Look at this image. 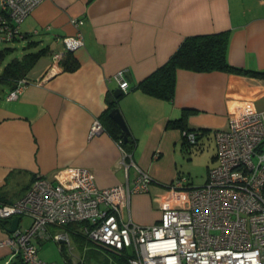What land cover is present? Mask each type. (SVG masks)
Segmentation results:
<instances>
[{"label": "crops", "instance_id": "1", "mask_svg": "<svg viewBox=\"0 0 264 264\" xmlns=\"http://www.w3.org/2000/svg\"><path fill=\"white\" fill-rule=\"evenodd\" d=\"M72 18L84 21V43L66 56L78 63L69 70L62 61L53 64L51 53L61 47L62 37L77 31ZM20 29L22 36L13 42L22 54L45 52L25 75L27 83L17 98L7 100L10 87L0 84V204L16 200L37 175L51 176L69 167L90 169L101 188L126 182L116 140L105 128L89 134L94 119L103 126L101 115L119 87V70L128 87L114 107L135 140L134 161L153 179L149 190L132 194L120 212L123 219L141 225L157 222L166 209L187 206L186 189L165 187L181 175L180 154L191 146H212L209 169L216 163L213 131L227 126L236 104L248 100L264 108V78L245 74L179 68L168 100L139 87L184 38L198 34L227 31L228 62L264 70V0H43ZM180 117L182 126L169 122ZM184 129L197 131L195 144L183 138ZM133 175L130 169V180ZM185 186L198 185L188 176ZM8 226L0 224V240L10 234ZM34 242L41 259L63 261L61 254L41 250L43 241ZM10 256L8 247L0 246V264Z\"/></svg>", "mask_w": 264, "mask_h": 264}, {"label": "built area", "instance_id": "2", "mask_svg": "<svg viewBox=\"0 0 264 264\" xmlns=\"http://www.w3.org/2000/svg\"><path fill=\"white\" fill-rule=\"evenodd\" d=\"M42 1L0 0V43L22 36L21 22ZM71 22L77 31L62 37L61 47L51 53L55 65L84 43L83 19L72 18ZM115 76L126 91L123 71ZM26 83L18 79L5 98H17ZM103 130L94 119L89 134ZM213 135L216 163L208 169L206 181L186 188L188 177L177 175L165 187L186 189L187 206L166 209L149 225L121 216L120 205H129L134 193L147 192L153 179L119 142L125 183L98 187L94 173L86 167L37 175L16 200L0 204V219L30 218L28 226H18L0 240V246L10 250L5 264L15 259L24 264H69L41 259L34 241L53 239L72 255L69 232L64 229L70 223H80V232L91 243L124 253L128 264H264V108L248 100L238 102L228 114L227 126L214 130ZM183 137L195 144L197 131L185 130ZM130 169L134 171L131 180ZM51 226L58 228L51 231ZM76 257L75 264H83Z\"/></svg>", "mask_w": 264, "mask_h": 264}, {"label": "trees", "instance_id": "3", "mask_svg": "<svg viewBox=\"0 0 264 264\" xmlns=\"http://www.w3.org/2000/svg\"><path fill=\"white\" fill-rule=\"evenodd\" d=\"M227 43V31L188 36L183 39L178 48L165 63L155 69L148 77L139 83V87L148 94L162 99H171L175 90L176 71L179 68L203 72L219 70L264 78V70H251L231 65L227 60ZM13 50L14 47L12 46L0 49V60L3 59L5 54ZM44 52L45 49L42 48L36 51H27L20 57L12 58L4 65L0 73V84L7 85L12 89L18 79H25L27 72L34 66L37 59ZM71 53L72 52L65 53L60 60V62L62 61L61 64L64 68L69 70H73L78 66V63L75 60L66 57ZM111 96L112 95H110V97ZM120 97L121 95L118 98ZM118 98H115L112 103H109L107 111L101 115V117L103 116L105 118L103 121V129L105 128L116 142L120 143L126 152L133 153L135 150V140L128 137L125 142L122 141L119 136L120 129L118 125L108 115V111L114 107V103ZM169 122L182 126L184 118L180 117L175 120H170ZM9 223L10 221L8 219H0V224L4 227ZM18 226L20 227L19 224ZM80 226V223H70L64 226V229H66L78 242V247L84 250L86 249V244L90 243V241L83 239V234L80 232ZM51 231H53V229ZM57 246L63 260L67 261L69 264H75L68 254L66 247L64 245ZM88 248L89 247H87L86 250H90ZM86 257L88 258L89 255H86ZM117 257L114 260L117 261L118 264H128L126 256L120 255ZM81 259L83 264H86V260L89 262L88 259L85 260L83 257H81ZM20 264L24 263L20 261Z\"/></svg>", "mask_w": 264, "mask_h": 264}, {"label": "rangeland", "instance_id": "4", "mask_svg": "<svg viewBox=\"0 0 264 264\" xmlns=\"http://www.w3.org/2000/svg\"><path fill=\"white\" fill-rule=\"evenodd\" d=\"M11 44L15 43H0V49H3L7 46H13ZM14 46H16L14 50L5 54L3 59L0 60V73L7 62H9L12 58L18 57L22 54L21 46L16 44ZM199 148L195 149L193 148V146H191V149L185 151V153L180 154L179 162L177 163L178 167L180 168L179 170L181 175H185L186 177L189 176L191 178L192 183L195 185H200L204 183L206 176L208 175L207 160H210V152L212 150V146L210 149ZM29 223L30 218L28 217H23L20 221V225L22 227L29 225ZM57 228L58 227L56 226L50 227L51 230H56ZM69 236L71 240V246L73 247L72 251L74 253L70 255V257L73 261L76 260V256H79L83 257L85 260H89V262L86 260V264H118L117 261H115L114 259L120 255L124 256V253L115 252L103 246L93 244L91 242L86 244V249L87 247H89L88 249L90 250H82V248L78 247V242L72 237L70 233ZM82 237L83 239H86L84 235ZM47 244L49 245V247H46ZM43 245L45 246L41 250L47 251V249H50L52 253L57 254L60 257V252L58 251L57 243L53 239L43 240ZM86 255H89L90 259L89 257L87 258Z\"/></svg>", "mask_w": 264, "mask_h": 264}, {"label": "water", "instance_id": "5", "mask_svg": "<svg viewBox=\"0 0 264 264\" xmlns=\"http://www.w3.org/2000/svg\"><path fill=\"white\" fill-rule=\"evenodd\" d=\"M54 74H55L54 70L50 71V76H52ZM122 93H123V90L120 87L115 88L113 93H112V96L109 97V99H108L109 103H112L114 101V99L118 98L120 95H122ZM108 115L118 125V127L120 129L119 136L122 139V141L125 142L129 136V130H128V127L125 123V120H124L123 115L121 114L119 108L117 106L113 107L109 111ZM20 219H21L20 216H14L10 220L9 226L6 228L9 233H12L17 229ZM9 264H20V261L18 259H15L12 262H10Z\"/></svg>", "mask_w": 264, "mask_h": 264}]
</instances>
